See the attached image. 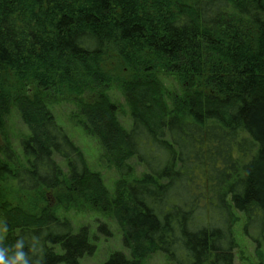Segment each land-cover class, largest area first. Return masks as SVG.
<instances>
[{"label":"trees","instance_id":"trees-1","mask_svg":"<svg viewBox=\"0 0 264 264\" xmlns=\"http://www.w3.org/2000/svg\"><path fill=\"white\" fill-rule=\"evenodd\" d=\"M46 100L75 105L73 123L118 176L112 194ZM8 104L27 135L20 160L0 146L2 243H34V264H83L95 252L89 227L74 230L51 200L111 216L127 255L104 264L154 253L235 264L239 215L264 264V0H0V110ZM97 231L111 236L106 224Z\"/></svg>","mask_w":264,"mask_h":264},{"label":"rangeland","instance_id":"rangeland-1","mask_svg":"<svg viewBox=\"0 0 264 264\" xmlns=\"http://www.w3.org/2000/svg\"><path fill=\"white\" fill-rule=\"evenodd\" d=\"M162 84L167 92L176 94L179 92V87L172 78H162ZM109 98L117 103L120 107L119 121L121 125L127 129L129 126V112L125 104L123 96L120 94L115 85L109 86L107 89ZM168 94V93H167ZM48 109L55 118L56 123L68 135L72 143L80 149L85 157L86 164L90 170L96 172L102 178L105 188L112 194L118 176L115 169L111 166H106L100 162L101 150L96 141L85 134L72 121V114L76 110L73 103L61 100H46ZM27 135V129L22 124L16 109L8 104L3 110H0V146L8 145L20 160V139ZM59 161V160H58ZM64 168V165L60 163ZM143 172V168L135 165L133 177H138ZM50 208L61 219L68 220L74 230L82 226L89 227L91 234L96 239L95 252L90 258L82 259L83 264H104L113 251H120L127 255L125 248L121 242V233L115 224L114 220L108 213H100L90 209L78 210L74 207L63 208L57 206L54 201H50ZM100 224H106L111 236L107 237L97 231ZM243 217L239 215V223L234 228V236L237 240V248L234 252L235 264H258V260L254 255L253 244L243 235L242 230ZM141 264H170L163 255L154 253L145 258Z\"/></svg>","mask_w":264,"mask_h":264},{"label":"clouds","instance_id":"clouds-1","mask_svg":"<svg viewBox=\"0 0 264 264\" xmlns=\"http://www.w3.org/2000/svg\"><path fill=\"white\" fill-rule=\"evenodd\" d=\"M7 230V224L0 221V264H34L30 252H35L36 245L33 243L31 248L26 250V241L23 237L18 238L11 245L2 243L6 238Z\"/></svg>","mask_w":264,"mask_h":264}]
</instances>
